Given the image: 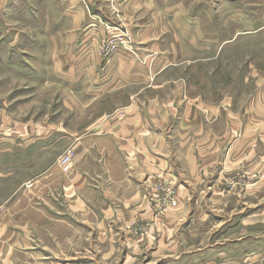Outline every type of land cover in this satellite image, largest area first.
<instances>
[{
	"label": "crops",
	"instance_id": "obj_1",
	"mask_svg": "<svg viewBox=\"0 0 264 264\" xmlns=\"http://www.w3.org/2000/svg\"><path fill=\"white\" fill-rule=\"evenodd\" d=\"M39 2L47 7L39 9ZM39 2L31 4L37 7L33 24L52 26L48 28L52 39L68 44L51 59L54 73L51 79L63 82L68 94L79 101L91 98L90 104L100 105L101 109L79 114L88 121L80 133L65 126L39 131L31 126L27 129L17 124L14 127L0 124V264H44L40 257L48 256V252H44L41 244H55L57 226L71 227L69 219L66 221L71 212L82 218L76 223L83 227L92 223L98 233L112 230L130 236L138 234L129 244H138L156 234L170 238L171 230H177L181 223V214L170 210L175 207L162 212L159 187L171 184L178 207L180 197L189 194V190L192 194L191 187L206 179L209 155L221 149L222 143L218 142L221 136L226 140L230 135L229 130L216 131V117L221 115H216L214 105L201 97L171 98L159 109L150 106L151 101L155 106L162 105L160 101L138 97V92H129L124 102L116 98L115 92L122 86H132L128 80L145 82L146 74L151 72L147 60L156 53L152 52L156 49V37L151 38L154 35L150 26H144L150 19L145 22L142 13V18L137 19L135 14L136 8L149 9L152 0ZM113 13H117L115 21ZM116 21L118 24L112 25ZM136 24L142 26L137 34ZM106 26L112 30L107 31ZM112 31L122 35L126 32L134 43L148 41L137 44L142 49L140 55L146 59L144 64L135 61L133 50L125 46L117 49L113 65L117 63L115 74L125 82L121 85L120 80L108 84L101 83L99 78L104 62L98 51L99 42ZM75 40L77 43L71 46ZM157 55L166 58L163 52ZM109 64L110 61L105 67ZM157 67L155 75L166 73L169 65L157 64ZM241 132L246 137V128L239 131V143ZM257 135L262 136V129L256 125L253 136L257 138ZM237 144L225 148L223 168L236 147L248 146ZM68 148L73 150L74 157L69 170L63 171L58 162ZM219 179L215 177L212 188ZM218 245L225 244H206L190 256L181 257L177 264L189 261L190 264H231L235 260L240 264L241 261L258 264L255 251L238 259L225 252L229 248ZM254 246L253 250L257 244Z\"/></svg>",
	"mask_w": 264,
	"mask_h": 264
},
{
	"label": "rangeland",
	"instance_id": "obj_2",
	"mask_svg": "<svg viewBox=\"0 0 264 264\" xmlns=\"http://www.w3.org/2000/svg\"><path fill=\"white\" fill-rule=\"evenodd\" d=\"M9 1L0 0V124L31 126L39 131L65 126L82 132L88 121L79 114L99 112L101 107L90 104L91 98L79 101L68 94L63 82L51 79V59L68 44L52 39L48 34L52 26L33 24L37 7L31 4L40 0ZM38 5L39 9L47 7L43 2ZM107 6L109 9L110 3ZM149 7L136 8L135 18L141 17L140 13L145 22L149 18L144 26L149 25L154 35L151 38L156 37V49L152 50L156 53L147 60L151 72L145 82L128 80L132 86H122L115 92L116 98L124 102L129 92H138V97L160 101L162 105L151 101L150 106L159 109L171 98L201 97L221 115L215 121L217 133L229 130L230 135L226 140L221 136V149L209 155L206 179L191 187L192 194L189 190L183 198L179 196L178 207L170 209L181 214V223L177 230H171L170 238L156 234L129 244L139 235L112 230L98 233L92 223L85 227L76 223L82 218L71 212L66 218L71 227L57 226L55 244H41L48 256L40 258L44 264H177L181 257L206 244H225L218 246H226L229 250L225 252L238 259L250 251L257 252V263L262 260L264 264V0H152ZM140 27L136 24L135 34ZM107 37L112 40L113 36ZM131 37L126 32L121 35L127 42L119 43L117 49L126 44L135 52V61L144 64L146 59L137 44L148 41L134 43ZM117 49L109 55L110 64L105 67L103 62L100 67L101 83H125L115 74L113 56ZM161 52L166 58L157 55ZM157 64L169 65L168 71L155 75ZM256 125L262 129V136L257 138L253 136ZM245 128L246 137L241 132L239 143V131ZM236 142L248 146L236 147L223 168L225 148ZM215 177L220 181L212 188ZM166 188L174 191L169 183ZM170 244L172 248H167ZM254 244L257 248L253 250Z\"/></svg>",
	"mask_w": 264,
	"mask_h": 264
},
{
	"label": "built area",
	"instance_id": "obj_3",
	"mask_svg": "<svg viewBox=\"0 0 264 264\" xmlns=\"http://www.w3.org/2000/svg\"><path fill=\"white\" fill-rule=\"evenodd\" d=\"M105 28L107 29V31L112 30L110 26H106ZM113 29L120 32L118 28H113ZM110 34L113 36L112 40L109 39L107 36H104L103 39H101V41L99 42V46H98V51L102 56V58L104 59L105 63H109V58H110L109 55L112 51L117 49L119 43L121 42L125 43V41L127 42V40H122L121 38L122 33H117L112 31ZM123 46H126L125 48L130 50L126 44H124ZM73 157H74V152L70 148L66 149L65 152L60 156L58 164L60 165L63 171L69 170V167L71 165V160ZM159 189L162 190V196L160 198L161 204H163L162 212L165 211L167 208L176 207L177 200H176L175 192L172 191L171 189L166 188V185H163V187H159Z\"/></svg>",
	"mask_w": 264,
	"mask_h": 264
}]
</instances>
